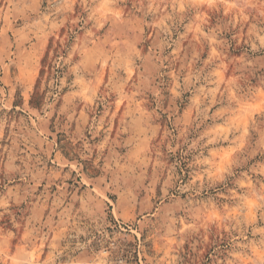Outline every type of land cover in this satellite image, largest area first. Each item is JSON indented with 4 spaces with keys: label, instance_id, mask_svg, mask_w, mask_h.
<instances>
[{
    "label": "rangeland",
    "instance_id": "rangeland-1",
    "mask_svg": "<svg viewBox=\"0 0 264 264\" xmlns=\"http://www.w3.org/2000/svg\"><path fill=\"white\" fill-rule=\"evenodd\" d=\"M0 264H264V0H0Z\"/></svg>",
    "mask_w": 264,
    "mask_h": 264
},
{
    "label": "snow or ice",
    "instance_id": "snow-or-ice-1",
    "mask_svg": "<svg viewBox=\"0 0 264 264\" xmlns=\"http://www.w3.org/2000/svg\"><path fill=\"white\" fill-rule=\"evenodd\" d=\"M215 2V0H208V3L209 4H212V3H214ZM234 7H235V5H233Z\"/></svg>",
    "mask_w": 264,
    "mask_h": 264
}]
</instances>
